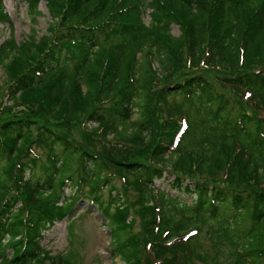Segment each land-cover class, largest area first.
Segmentation results:
<instances>
[{"label": "trees", "instance_id": "obj_1", "mask_svg": "<svg viewBox=\"0 0 264 264\" xmlns=\"http://www.w3.org/2000/svg\"><path fill=\"white\" fill-rule=\"evenodd\" d=\"M23 1L50 21L17 41L0 0V264H75L42 242L84 191L124 264H264V0Z\"/></svg>", "mask_w": 264, "mask_h": 264}, {"label": "rangeland", "instance_id": "obj_2", "mask_svg": "<svg viewBox=\"0 0 264 264\" xmlns=\"http://www.w3.org/2000/svg\"><path fill=\"white\" fill-rule=\"evenodd\" d=\"M5 11L9 14L13 27V33L17 41L26 38L34 29L38 36L45 33L50 17L44 1H40L39 10L41 15L37 16V22L33 23L28 14L27 4L23 0H3ZM148 12V11H147ZM147 12L143 15L147 22L149 17ZM9 23L0 24V44L8 36L10 32ZM171 32L178 34V28L172 25ZM5 80V74L0 68V86ZM40 159H45V150L37 148L35 151ZM41 162V161H40ZM40 164V163H39ZM39 168L35 169V175L39 174ZM64 187L65 195H69L74 190L68 182ZM119 185L120 183H116ZM155 186L164 188L171 194L175 192L169 189V181L166 179L157 180ZM75 188V187H74ZM85 190H87L85 188ZM101 193L104 201L108 198V187H105ZM135 191L130 189L127 193V202L135 198ZM190 202V198H187ZM98 204L91 202L87 197V192L77 200L74 212L70 217V221L74 220L73 235H68L67 224L69 220L66 218L56 222L50 229L44 231L43 246L50 250L51 254H63L68 250L74 252L75 264H124L119 258H112L109 252L110 248V227L107 225L106 219L100 216ZM135 217V215H132ZM136 218V217H135ZM133 230H140L138 218L134 219Z\"/></svg>", "mask_w": 264, "mask_h": 264}]
</instances>
